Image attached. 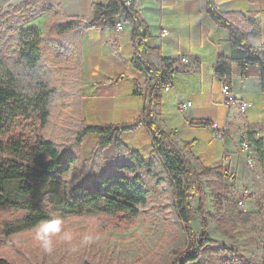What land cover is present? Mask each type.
<instances>
[{
    "label": "crops",
    "instance_id": "crops-1",
    "mask_svg": "<svg viewBox=\"0 0 264 264\" xmlns=\"http://www.w3.org/2000/svg\"><path fill=\"white\" fill-rule=\"evenodd\" d=\"M109 1L44 0V3L60 12V21L80 17L86 22L95 3ZM136 9L149 31L142 38L143 47L134 38V23L129 19L122 30L102 19L91 27L69 33L67 36L72 38L65 39H70V47L77 53L78 66L70 70L77 76L76 94L86 127H118L129 149L138 150L147 158L155 155L153 133L142 119L151 101L149 85L157 80L158 74L140 68L136 58L156 67L166 62L174 70V76L171 88H163L160 106L154 104L156 129L174 132L173 144L194 164L221 167L229 162L238 170L236 175L254 179L264 169L263 67L232 61L231 89L237 98L251 106L242 111L236 105H226L223 95L226 81L216 71L222 58L228 59L233 54L232 35L228 27L216 22L212 11L223 15L243 33H249L248 42L264 50V0H136ZM42 15L51 20L49 12ZM163 29H168L166 35H162ZM139 85L145 90H139ZM189 101L192 105L181 110L180 105ZM214 121L225 131L223 137L216 136ZM87 136L96 141L100 138L97 133ZM250 136L262 140V159ZM242 142L252 145L253 163L248 161L249 150L243 149ZM226 174L229 173L223 175Z\"/></svg>",
    "mask_w": 264,
    "mask_h": 264
},
{
    "label": "rangeland",
    "instance_id": "rangeland-1",
    "mask_svg": "<svg viewBox=\"0 0 264 264\" xmlns=\"http://www.w3.org/2000/svg\"><path fill=\"white\" fill-rule=\"evenodd\" d=\"M43 5L44 0H0V48L5 50L7 58L15 57L34 37L32 34L19 40L18 33L36 29L44 52L43 62L52 70L58 86L50 122L46 126L37 123L31 129L22 127L5 135L9 146L7 151L0 153V161L17 159L32 163L34 148L44 135L62 151L77 155L71 172L59 176V185L71 186L86 177H102L111 172L112 162L127 158V155L113 147H102L99 141L87 135L78 140L86 122L76 94L77 76L70 70L78 66L77 53L70 47L71 36L65 41L70 47L68 51L59 48L50 38H44L51 20L42 14L29 19L32 12ZM121 16L126 17L124 13ZM15 141L23 143L21 150L16 151ZM195 164L197 168L204 166ZM156 171V177L146 175L151 194L148 204L140 207L141 215L137 220L129 221L123 214L66 218L67 230L77 239L72 243L57 241L51 252L38 245L32 229L5 237L3 221L23 213L0 210V256L13 264H181V255L189 248L188 234L177 214L175 187L160 161ZM222 171L229 174L206 171L201 177L204 200L198 194L192 199L197 241L206 225L207 232L218 242L205 246L198 261L188 264H264V169L255 174L254 179L236 175L238 170L229 162L222 165ZM249 185L255 189L254 202L248 211H243L239 200L241 195L248 193ZM16 187L17 182L10 184V198L23 200L26 196L16 192ZM42 200L44 206L53 209L55 203L51 197ZM83 234L93 235L94 241L81 244L79 237Z\"/></svg>",
    "mask_w": 264,
    "mask_h": 264
},
{
    "label": "trees",
    "instance_id": "trees-1",
    "mask_svg": "<svg viewBox=\"0 0 264 264\" xmlns=\"http://www.w3.org/2000/svg\"><path fill=\"white\" fill-rule=\"evenodd\" d=\"M44 12H49L52 16L44 38L55 41L64 51L68 50L65 39L69 33L83 27H91L102 19L116 26L117 18L123 13L126 19L134 23V38L140 41L141 47L144 46L142 38L149 34L145 23L137 16L136 0H132L130 8L124 7V2L119 0H110L107 4L95 3L86 22L80 17L60 21V12L50 4L35 9L29 19H34ZM212 14L216 22L231 31L233 54L228 59L223 57L216 71L220 78L231 85L232 61L236 60L242 65L264 64V50L256 49L248 42L249 33H243L220 13L212 11ZM32 34L34 37L27 41L26 48L13 58H7L5 50L0 48V153L8 150L9 145L4 139L5 135L22 127L31 129L37 123L46 126L50 122L52 101L58 93L53 72L43 62L44 52L36 29H24L18 33L17 38L23 40ZM136 63L149 73L158 74L157 80L149 85L151 101L146 105L142 119L153 133L155 155L147 158L140 151L129 149L123 142L121 129L118 127L112 125L104 128L85 127L78 136L79 141L89 133L100 134L99 144L102 147L114 146L115 151L124 152L127 158L112 162L111 172L102 177H86L71 186L67 183L59 185V176L71 172L77 161V155L62 151L53 140L43 135L34 148L32 163L26 164L17 159L0 161V210L23 213L3 221L5 237L30 230L41 220L53 215L70 218L123 214L127 220L135 221L141 215L140 207L148 204L151 194L146 175L156 177L158 174L156 166L160 161L175 187L177 214L188 234L189 248L182 253L180 263L198 261L200 251L205 246L218 242L207 232L206 225L200 241H197L193 229L192 199L198 194L204 200L202 175L206 171L224 174L222 166L197 168L182 149L174 146L172 142L174 132L167 133L161 129H158L159 134L153 132L157 128L154 104L160 106L163 88L172 80L174 70L166 62L161 67H156L146 64L140 57L136 58ZM250 140L262 159V140L254 136H250ZM22 144L21 141L14 142L16 151L22 149ZM158 180L161 181V177ZM12 182H17L16 192L26 196L23 200L10 198L9 188ZM44 197L52 198L55 203L52 210L43 205ZM0 264L13 263L8 258L0 256Z\"/></svg>",
    "mask_w": 264,
    "mask_h": 264
},
{
    "label": "built area",
    "instance_id": "built-area-1",
    "mask_svg": "<svg viewBox=\"0 0 264 264\" xmlns=\"http://www.w3.org/2000/svg\"><path fill=\"white\" fill-rule=\"evenodd\" d=\"M124 2V7H128L130 8L132 5V0H122ZM116 21H119V28L120 30L124 29L125 27V22H126V17H118ZM168 33V29H163L162 31V35H166ZM263 69H264V64H261ZM172 86V80L170 82H168V87H165L166 89H170ZM139 90L144 91L145 87L142 85L138 86ZM223 95H224V102L226 105L231 106V105H236L237 107H239L242 111L247 110L251 104L248 101H244L241 100L239 98L236 97V95L234 94V92L231 89V86L224 82L223 84ZM192 105V102H185L182 103L180 105V109L183 110L189 106ZM135 123H132V125H134ZM212 127L215 128L217 130L216 132V136L218 137H223L225 131L222 130L220 124L217 121H214L212 123ZM155 134H159V130L158 129H154L153 131ZM241 146L243 147V149L245 150H249V152L247 153V159L250 163H253L254 161V156L251 150H253L252 145L249 142H242ZM230 158V156H228ZM229 160V159H228ZM254 197H255V189L252 186H248V193H245V195H241V198L239 200V206L243 211H248L249 209V205L254 202Z\"/></svg>",
    "mask_w": 264,
    "mask_h": 264
},
{
    "label": "clouds",
    "instance_id": "clouds-1",
    "mask_svg": "<svg viewBox=\"0 0 264 264\" xmlns=\"http://www.w3.org/2000/svg\"><path fill=\"white\" fill-rule=\"evenodd\" d=\"M66 224L67 219L61 215H53L41 220L32 228L33 238L44 251L51 252L57 241L72 243L77 239L73 232L67 230ZM94 239L95 237L91 234H83L79 237L83 245L91 244Z\"/></svg>",
    "mask_w": 264,
    "mask_h": 264
},
{
    "label": "bare ground",
    "instance_id": "bare-ground-1",
    "mask_svg": "<svg viewBox=\"0 0 264 264\" xmlns=\"http://www.w3.org/2000/svg\"><path fill=\"white\" fill-rule=\"evenodd\" d=\"M119 1H122V0H119ZM116 28H117L118 30H120V28H119V21H116ZM165 87H168V84H167Z\"/></svg>",
    "mask_w": 264,
    "mask_h": 264
},
{
    "label": "water",
    "instance_id": "water-1",
    "mask_svg": "<svg viewBox=\"0 0 264 264\" xmlns=\"http://www.w3.org/2000/svg\"><path fill=\"white\" fill-rule=\"evenodd\" d=\"M102 128H104V126H102Z\"/></svg>",
    "mask_w": 264,
    "mask_h": 264
}]
</instances>
